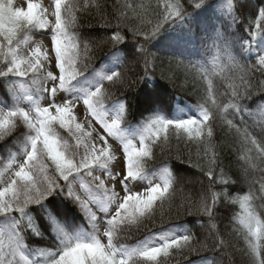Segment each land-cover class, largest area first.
I'll return each mask as SVG.
<instances>
[{
	"label": "snow or ice",
	"instance_id": "obj_1",
	"mask_svg": "<svg viewBox=\"0 0 264 264\" xmlns=\"http://www.w3.org/2000/svg\"><path fill=\"white\" fill-rule=\"evenodd\" d=\"M92 11L103 40L84 34ZM160 51L200 95L152 97L133 123L122 89L154 81ZM256 74L264 0H0V264H264ZM172 138L196 145V181L157 161ZM182 180L198 186L176 203Z\"/></svg>",
	"mask_w": 264,
	"mask_h": 264
},
{
	"label": "trees",
	"instance_id": "obj_2",
	"mask_svg": "<svg viewBox=\"0 0 264 264\" xmlns=\"http://www.w3.org/2000/svg\"><path fill=\"white\" fill-rule=\"evenodd\" d=\"M104 2L109 6V10L111 5L115 3V0H104ZM251 3V0H250ZM245 15L247 16V11H245ZM99 17L95 14L94 11L85 14L81 17V23L83 25L84 34L91 35L95 37L98 41L103 40L110 33L99 28ZM108 49L107 47H102L97 49L95 52L98 60L103 59L104 52ZM156 51V49H153ZM158 59L156 61V71L154 74V81L149 83L139 82L132 85L129 88L122 89L124 95L129 98L131 101L133 108L132 112L129 115L128 119L133 123H136L140 114L144 109L150 106L151 98L155 97L162 104H173L175 99L179 97L183 101H187L189 103L194 104L200 93L198 91H194L193 82L191 75H186L185 69L182 67H177L176 61L172 58V53L169 51H160L158 52ZM171 60V62H170ZM172 77V79H168V77ZM264 80V77H261L259 74L252 79V83L255 85L253 88V92H259L264 85H260L259 81ZM217 85L219 86V90L223 91V85L217 79ZM161 87H157L153 92V85L157 84ZM119 95L120 93L117 92ZM258 99V98H257ZM256 100L252 102V107H255ZM222 136V133L218 130V138ZM157 152V161L168 160V162L173 166V171L178 177H183L185 180L194 182L200 176L201 173L198 169L191 167L188 164V157L191 154L193 157L196 153V145L194 144H185L184 142H180L177 144L175 138L171 140V152L169 153L167 150L163 155L160 154L159 148L156 149ZM179 156L180 159L176 157ZM233 168L236 166L234 156L230 160ZM193 163H195V159H193ZM228 163V161H226ZM235 178V177H234ZM198 185H194L193 183H186L184 180L181 183L177 184V199L176 203L180 202V198L183 195L188 194L191 191H195V187ZM183 189V192L179 191V189ZM239 211L238 206H229L227 209V215L231 213ZM182 219H188L191 221L194 218L182 217ZM221 232H227L230 229L226 228L228 225V220L224 219L222 221H218ZM191 226V225H190ZM193 231L199 233L201 229L199 227H194ZM232 239V243L239 248L241 244L237 242L234 238ZM202 255L212 256V253H202ZM195 258V256L191 257ZM219 256L217 255V259ZM225 264H241V254L239 252H233L232 256L229 257L225 255L223 257ZM171 264H178V259L173 260Z\"/></svg>",
	"mask_w": 264,
	"mask_h": 264
},
{
	"label": "rangeland",
	"instance_id": "obj_3",
	"mask_svg": "<svg viewBox=\"0 0 264 264\" xmlns=\"http://www.w3.org/2000/svg\"><path fill=\"white\" fill-rule=\"evenodd\" d=\"M16 6H26L27 0H13ZM45 4L49 2V0H43Z\"/></svg>",
	"mask_w": 264,
	"mask_h": 264
}]
</instances>
